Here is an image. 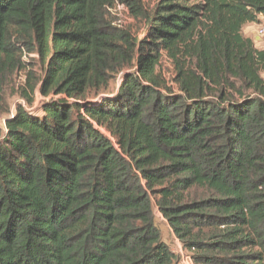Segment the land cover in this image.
I'll return each mask as SVG.
<instances>
[{
	"label": "trees",
	"instance_id": "1",
	"mask_svg": "<svg viewBox=\"0 0 264 264\" xmlns=\"http://www.w3.org/2000/svg\"><path fill=\"white\" fill-rule=\"evenodd\" d=\"M261 16L264 0H0V264H176L154 207L193 264H264V49L242 33ZM25 70L15 95L46 101L9 115Z\"/></svg>",
	"mask_w": 264,
	"mask_h": 264
},
{
	"label": "rangeland",
	"instance_id": "2",
	"mask_svg": "<svg viewBox=\"0 0 264 264\" xmlns=\"http://www.w3.org/2000/svg\"><path fill=\"white\" fill-rule=\"evenodd\" d=\"M144 2L147 6H150V7H152L156 4V0H144ZM109 17L112 21V25L115 28H117L123 32H127L131 35L141 37L143 28L141 25H139L137 22H135V20H133L130 17L129 11L126 7H124L120 4H116L114 8L109 10ZM257 25H261L264 27V16L259 17L258 24L253 25L252 29L250 31L247 30L246 27H244L243 28V35L252 40L255 48H257L258 50H262V49H264V44L260 43V40L256 34V26ZM31 59L30 58H23V61L29 62ZM29 69H31V72L34 73L35 75H40V70L37 67V65L30 67ZM160 69L166 78H169L172 76L173 67L171 65V62H169L167 58L164 57L162 59V61L160 63ZM27 74H28V70L27 71L25 70V71L13 73L10 76L9 75L6 76V83L4 86V94H5L6 102L9 105V110H10L9 115L13 114L16 105H21L22 107H24L28 111L36 112L37 110H39L41 103L46 101L36 92V94L34 96L33 105L31 107H28L23 100L19 99L18 95H15V91L17 92V91L25 88L26 81H27ZM261 77L264 80V72L261 73ZM119 82H120L119 77L115 78L110 83L107 93L116 92L118 89V86H119ZM47 100H49V98ZM4 122H5V116L0 117V127L1 128H4ZM101 132L104 133L103 131H101ZM153 216H154V223L160 232L161 239L168 245V247L172 253H176L179 242L173 236V234H172L170 228L168 227L167 223L163 220V218L158 213V211L156 210L155 207L153 208Z\"/></svg>",
	"mask_w": 264,
	"mask_h": 264
},
{
	"label": "built area",
	"instance_id": "3",
	"mask_svg": "<svg viewBox=\"0 0 264 264\" xmlns=\"http://www.w3.org/2000/svg\"><path fill=\"white\" fill-rule=\"evenodd\" d=\"M256 34L261 44H264V27L256 26ZM176 256V264H193L190 256L183 250L181 244L178 243L177 252L173 253Z\"/></svg>",
	"mask_w": 264,
	"mask_h": 264
},
{
	"label": "crops",
	"instance_id": "4",
	"mask_svg": "<svg viewBox=\"0 0 264 264\" xmlns=\"http://www.w3.org/2000/svg\"><path fill=\"white\" fill-rule=\"evenodd\" d=\"M253 25H255V24H250V25H247V26H245V27H246L247 30L250 31V30L252 29V26H253ZM242 33H243V30H242Z\"/></svg>",
	"mask_w": 264,
	"mask_h": 264
}]
</instances>
